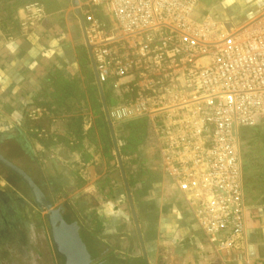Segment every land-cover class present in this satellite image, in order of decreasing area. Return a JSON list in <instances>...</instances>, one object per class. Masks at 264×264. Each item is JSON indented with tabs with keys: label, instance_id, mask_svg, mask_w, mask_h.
Returning <instances> with one entry per match:
<instances>
[{
	"label": "crops",
	"instance_id": "obj_1",
	"mask_svg": "<svg viewBox=\"0 0 264 264\" xmlns=\"http://www.w3.org/2000/svg\"><path fill=\"white\" fill-rule=\"evenodd\" d=\"M32 2L42 3L46 16L32 33L22 35L24 6ZM262 13L264 0H199L197 8L199 17L210 15L226 29ZM111 97L118 103L113 92ZM36 108L43 112L31 119ZM101 116L106 120L71 0H0V154L30 176L51 207L62 209L67 223H77L93 262L264 264V125L239 133L245 228L234 248L216 253L174 182L158 167L147 141L148 123L143 143L135 151H122L130 120L112 122L122 173ZM28 120L34 123L29 130ZM0 179L2 185L7 181L1 171ZM17 211L26 218L40 211L46 215L34 202H0V223ZM45 223L49 244L36 248L34 261L25 264H64L46 217Z\"/></svg>",
	"mask_w": 264,
	"mask_h": 264
},
{
	"label": "built area",
	"instance_id": "obj_2",
	"mask_svg": "<svg viewBox=\"0 0 264 264\" xmlns=\"http://www.w3.org/2000/svg\"><path fill=\"white\" fill-rule=\"evenodd\" d=\"M198 2L78 0L72 8L97 81L118 99L110 120H147L158 167L220 253L245 228L239 133L264 125V13L226 29L199 17ZM45 16L42 3L26 4L21 34Z\"/></svg>",
	"mask_w": 264,
	"mask_h": 264
},
{
	"label": "rangeland",
	"instance_id": "obj_3",
	"mask_svg": "<svg viewBox=\"0 0 264 264\" xmlns=\"http://www.w3.org/2000/svg\"><path fill=\"white\" fill-rule=\"evenodd\" d=\"M103 88L105 95L108 97L109 106L112 107L116 105V101L111 97V84L105 83L103 84ZM9 146L10 145L7 143L8 150L10 148ZM11 149L13 153L14 148ZM0 171L7 180L5 184L2 185L3 179H0V186L9 191L7 195H11L7 199L8 203H33L29 190L17 176L8 170H3L1 167ZM42 184H46V182L43 181ZM12 189H15L21 194L22 198L17 196L15 192H12ZM11 193H15V195L13 196ZM19 211L15 213L14 218L7 219L6 222H1V226L6 227V230L4 234H1V237L3 235L4 238L0 239V264L31 263L34 261L33 258L35 256H32V253H35L37 250L36 248H45L46 243L49 244V229L45 223V213L43 214L42 211H40L37 216L35 214V216H28L26 218V214ZM22 214H24V216H22Z\"/></svg>",
	"mask_w": 264,
	"mask_h": 264
},
{
	"label": "water",
	"instance_id": "obj_4",
	"mask_svg": "<svg viewBox=\"0 0 264 264\" xmlns=\"http://www.w3.org/2000/svg\"><path fill=\"white\" fill-rule=\"evenodd\" d=\"M77 4H78V0H71L72 7H76ZM77 12L78 11H76L75 13L79 15V13ZM80 24H81V20H80ZM96 82L102 96L106 121L108 127L110 128L109 130L114 145L117 149L116 141L114 139L113 123L107 114V105L104 96L102 94L101 85L97 81V77H96ZM116 159L118 161L120 171L123 173V165L118 149L116 150ZM0 164L20 179V181L29 190L34 204L39 209L46 212L45 217L50 228V236L52 243L54 245L57 255H59L64 259V264H101V263H94L93 260L91 259V256L87 251L85 244L80 238L79 227L77 223L76 222L67 223L62 216V209L51 207L52 202L43 194L41 189L33 182V180L30 178V176L27 173H25L22 169L14 165L9 160L5 159L1 154H0Z\"/></svg>",
	"mask_w": 264,
	"mask_h": 264
},
{
	"label": "trees",
	"instance_id": "obj_5",
	"mask_svg": "<svg viewBox=\"0 0 264 264\" xmlns=\"http://www.w3.org/2000/svg\"><path fill=\"white\" fill-rule=\"evenodd\" d=\"M106 101L107 97L105 95ZM28 122V130L34 126V123L31 122L30 120ZM100 122L108 129V124L107 121L105 120L104 116L100 117ZM146 126H147V121L145 118H136L133 120H130L126 123V129L127 132L124 137H121L122 141V151H135L139 145H141L144 141V136L146 132ZM105 139L109 140V136L106 133Z\"/></svg>",
	"mask_w": 264,
	"mask_h": 264
},
{
	"label": "flooded vegetation",
	"instance_id": "obj_6",
	"mask_svg": "<svg viewBox=\"0 0 264 264\" xmlns=\"http://www.w3.org/2000/svg\"><path fill=\"white\" fill-rule=\"evenodd\" d=\"M9 196H11L10 194L9 195H7L6 194V192L5 191H2V190H0V202L2 201L3 203L5 202V203H8V198H9ZM10 203V202H9ZM17 203V202H16ZM5 230H6V227H2L1 226V223H0V239L1 238H4L3 237V235H2V237H1V234H4L5 233Z\"/></svg>",
	"mask_w": 264,
	"mask_h": 264
}]
</instances>
